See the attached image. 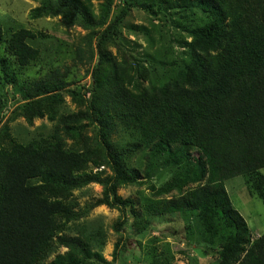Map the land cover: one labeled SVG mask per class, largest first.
I'll return each mask as SVG.
<instances>
[{
	"label": "trees",
	"instance_id": "1",
	"mask_svg": "<svg viewBox=\"0 0 264 264\" xmlns=\"http://www.w3.org/2000/svg\"><path fill=\"white\" fill-rule=\"evenodd\" d=\"M167 1L182 20L190 22L184 68L173 79L137 91L126 85L116 66L106 80H95L104 94L90 102L91 119L98 124L103 153L68 149L60 130L44 146L16 142L0 149V264H42L48 251L60 246L67 250L50 264H126L129 247L121 238L110 262L94 250V245L105 243L100 233L79 228L80 224L71 236L63 232V226L76 223L83 212V207L72 201L74 190L93 182L103 185L93 206L105 204L122 212L123 218L114 225L117 233L125 232L127 211L140 215L132 198L117 193L120 184L138 181V170L127 172L123 165L127 145L120 147L111 141L122 128L140 137L136 145L141 148L148 144H158V149L165 144L182 148L179 154L169 151L163 157L166 167L186 168L164 189L179 191L185 184L194 186L160 200L150 213L152 218L194 212L204 222L201 233L207 231L203 240L207 245L200 249L209 254L218 248L216 264H264V234L252 232L226 187L227 180L244 175L254 195L264 200V0ZM123 3L97 37L100 64L108 59L102 54L107 36L118 30L134 1ZM73 8L83 14V25L95 35L94 29L101 23L91 6H84L81 0H57L54 9L67 16ZM36 11H40L38 7L31 14L38 15ZM3 31L0 23V41ZM32 37L34 34L22 27L9 39L8 51L21 66L38 59V48L29 44ZM78 47L76 57L82 60L87 50ZM110 62L113 66L114 61ZM3 63L5 71L13 62L0 55ZM54 81H44L40 88ZM190 149L196 150L195 155ZM99 161L110 165L113 173L102 177L100 171H86L90 162L101 165ZM150 264L171 261L154 255Z\"/></svg>",
	"mask_w": 264,
	"mask_h": 264
},
{
	"label": "rangeland",
	"instance_id": "2",
	"mask_svg": "<svg viewBox=\"0 0 264 264\" xmlns=\"http://www.w3.org/2000/svg\"><path fill=\"white\" fill-rule=\"evenodd\" d=\"M108 1L81 0L84 6H91L101 23L93 35L82 23L83 14L75 8L67 16L57 14L54 9L57 0H0V23L5 30L0 55L13 62L5 70L7 75L3 70L5 63L0 64V149L16 142L44 146L60 130L68 149L103 153L98 141V124L91 119L90 102H96L104 94L95 80H106L116 66L126 85L137 91L173 79L184 68L190 22L182 20L176 7L170 6L167 0H132L130 14L110 38L107 36L102 54L108 59L100 64L97 37L124 5L123 0H111L108 8ZM67 6L71 7L68 3ZM35 7L40 10L36 11L38 15L31 14ZM22 27L34 34L29 44L39 50L38 59L27 66L19 65L7 48L11 35ZM78 46L87 50L82 60L76 57ZM110 60L114 61L113 66ZM50 79L55 81L45 89L40 88L42 82ZM139 138L131 130L122 128L112 135L111 141L120 147L127 145V157L123 160L126 171L138 170V181L120 184L117 193L123 198H132L134 210L140 215L127 211L125 232L117 233L114 225L123 218L122 212L105 204L93 206L103 191L101 183L93 182L74 190L72 201L78 202L83 212L76 223L63 226L64 234H75L76 224L100 233L105 243L101 247L94 245V250L101 251L110 262L114 245L121 238L129 247L126 264H150L154 255L160 260L169 257L171 264L218 263L219 236L214 239L215 253L204 254L200 248L207 245L203 241L207 231L201 233L204 222L194 212L150 216L153 208L161 204L160 200L178 196L194 185L185 184L179 191L177 188L165 191L166 183L173 182L174 176L183 174L186 168L184 165L166 167L163 157L169 151L179 154L182 148L166 144L159 149L158 144L141 148L136 145ZM189 153L195 155L196 150L190 149ZM99 162L101 165L90 162L86 171H100L102 177L113 173L110 165ZM226 187L252 232L264 234V200L254 195L246 177H233L226 181ZM66 250L65 246L50 249L42 264H50Z\"/></svg>",
	"mask_w": 264,
	"mask_h": 264
}]
</instances>
